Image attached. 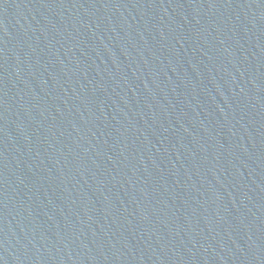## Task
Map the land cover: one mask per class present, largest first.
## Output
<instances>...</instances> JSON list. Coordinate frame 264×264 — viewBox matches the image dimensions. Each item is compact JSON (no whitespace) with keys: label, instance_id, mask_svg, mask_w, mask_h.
Segmentation results:
<instances>
[{"label":"water","instance_id":"1","mask_svg":"<svg viewBox=\"0 0 264 264\" xmlns=\"http://www.w3.org/2000/svg\"><path fill=\"white\" fill-rule=\"evenodd\" d=\"M0 264H264L253 0H0Z\"/></svg>","mask_w":264,"mask_h":264}]
</instances>
